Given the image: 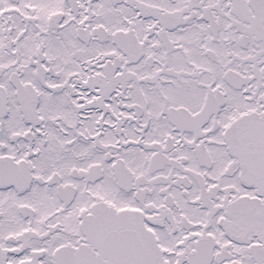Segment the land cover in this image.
Wrapping results in <instances>:
<instances>
[{
    "label": "snow or ice",
    "instance_id": "snow-or-ice-1",
    "mask_svg": "<svg viewBox=\"0 0 264 264\" xmlns=\"http://www.w3.org/2000/svg\"><path fill=\"white\" fill-rule=\"evenodd\" d=\"M0 264H264V0H0Z\"/></svg>",
    "mask_w": 264,
    "mask_h": 264
}]
</instances>
